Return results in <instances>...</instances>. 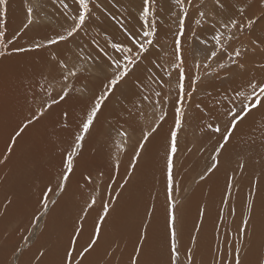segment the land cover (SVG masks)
Masks as SVG:
<instances>
[{
	"label": "rangeland",
	"instance_id": "rangeland-1",
	"mask_svg": "<svg viewBox=\"0 0 264 264\" xmlns=\"http://www.w3.org/2000/svg\"><path fill=\"white\" fill-rule=\"evenodd\" d=\"M65 2L69 4L71 11L75 12L76 8L75 5L73 4V0H65ZM114 3H116V0H93V5L99 4L100 7L97 8L93 6L91 18L86 22L84 28H82V30L74 38H71L68 42H62L61 44L56 46H49L47 48H43L39 50H35V49L32 50L33 52L43 51L47 54L48 65L41 67L39 71H44L48 75V81L55 86L56 91L59 90V84H57L56 82L60 80V72L58 68H56L54 64L51 62V57L53 52L57 53V55L59 56L60 51L64 50V59L66 63L69 64V67L71 68L73 65H75L80 69V73L78 77L74 79H70L69 81V85H74V90L72 92V95L76 97V102L77 104H79V109H78L79 114L78 116L74 117L73 120H71V126L68 129H64L62 127L63 124L62 104L60 105L59 108L57 107L58 109L57 112L59 113V119L57 122L58 136L61 138H67L73 140L74 133L78 130L77 125L80 121V118L84 115V108L86 104L90 101L91 97L97 92L96 89L95 90L92 89L90 85L93 83L96 84L97 82H100L101 84V81L104 79V77L109 74L107 71H105V69L107 68V61L103 58L102 54L99 53L98 49L96 48V45L93 44L91 41L95 40L100 45V47H104L105 50L108 51L109 55H114L119 58L120 54L113 52V50L106 43L105 38L107 36H111L116 41H123L126 40V37L124 36L116 20H113L111 17L115 16L117 20L127 17V19H125L124 22L125 25L129 27L130 30H132L133 26L135 28H139L140 26L136 17L139 14V9L142 0H119V4H117L116 7H113ZM220 3L224 5L223 8H220L217 5L216 0H193L194 7L190 9V16L189 19L186 21V30L184 37L182 38L183 55L185 57V66H184L185 72L187 75H193V76L199 75L201 79L200 81L197 82V86H196L197 90L192 95L191 99L185 101L186 117L183 127L179 133L178 152L176 154L174 161L175 186L173 191V199L176 201L177 222L179 220V215L181 210L182 221L193 223L191 225L189 239L187 242H185L186 244L183 243L184 241H180L181 239L180 233H178V237H179L178 241L180 243L179 244L180 255L181 253H183L185 257V258L180 257V264L182 262H184L183 264H188L186 258V251L188 248L192 249V264H214V261L219 260L225 252L231 251V248L229 246L233 245L235 241L234 230L237 231V229L239 228V226H236L234 223L231 222L233 218H229V215L225 213L224 209H222V211L220 210L219 213L220 216L218 219V210H217L218 221L216 223L217 224L216 226L220 227V232L218 233V236H216L214 227L212 225V231H208V236H206V238L208 239V247H207L205 245L206 242H203L202 244L201 241L202 227L200 226V224L199 223L197 224V222L193 217L183 213V211L189 207V204L187 203L188 202L187 198L189 195L193 194L194 190L192 191V188L194 189L197 183L206 180L207 176L211 174V173H207V169L210 167L213 161L217 159L215 149L218 147L220 136H217L219 134H216L212 131V129H209L207 127V124L210 121L211 122L209 124H213V125L219 123L222 129L224 128V125L228 123L227 118L224 116L225 111H220V108L217 109V107L215 108L214 104H212L211 102L213 100H220L221 98H223V95L226 94L227 92H228L227 94L231 97L230 92L231 91L233 92L234 89L241 88L243 85L247 83V81L255 78V76L254 77L251 76H253L252 74H254V72L256 71L257 65L264 64V44H263L264 43V0H220ZM29 4H31V6H33L35 10L34 19L36 20V23L31 25L29 28L24 29L23 24L26 22L25 8ZM11 8H13L14 12H12ZM157 9H158L157 16L159 18L160 23L157 24L158 35H157L155 47H153L150 50L147 58L144 59L143 62L139 64V66L135 69V71L128 77L126 82L119 87L116 94L112 96L110 101L108 102L109 107L115 108L117 104H119L122 101L124 94L130 91V89L134 87V85L132 84H134L136 80H138V82L142 80H146L144 81L146 83L145 85L151 88L150 95L144 96L140 94V98H139V94L135 93L136 94L135 97H137L140 100H136L137 102L134 103L135 105L133 104L134 111L128 112L127 114L128 120L129 117H131L132 122L130 123L135 124V126L131 125L129 122L118 123L119 124L118 125L116 123H113L110 119L104 118L102 122H99V124L103 127L102 133H97L98 127L95 125L92 134L86 137V139L91 140L93 138L95 141H100L102 145L107 144L109 146V149L110 150L113 149L114 152L120 157L123 153L124 154L130 153L132 155L130 158V164H131L135 151L137 150V145L141 141L143 130H147L151 126H154V124H160L161 126L159 130L161 128L165 130V133L163 134V136L165 135V140H163L160 143L158 150L157 148L153 150L156 156H158V158H161L159 160L160 163L158 164L161 168V173H163L162 175H164V177L163 176L159 177V180L157 181L158 182L160 181L161 185L165 187V193L163 192L162 189H158L156 185L153 186V192L154 194L156 193V195L158 194L157 196H163L162 203L163 204L166 203L164 209L165 212L167 213L168 211L166 210L167 197H164L167 196L166 185H165L166 184L165 164H166V152H167L166 150L168 146L169 130L173 126V107H174L173 101L177 96L176 85H177L178 73L173 65L175 62H178L174 51L175 49L174 41L176 38V33L178 31L177 20L180 14V9H178L174 5L173 0H157ZM240 9H244L243 14L240 13ZM198 11H204L206 13V16L204 18H200L198 16ZM10 12L12 13L11 15ZM63 12L64 9L60 3V0H10V7L8 11L9 13L8 15H10V18L9 16H7L6 36L2 38L3 43H0V51H5L4 45L7 44L8 52L4 57H0V63L3 60L9 59L11 60L12 69H19L22 66H25L27 68L26 80L21 79V81H27V83L19 84V87L17 86L14 87V91L17 92L19 97L22 98L27 97L25 99V102L29 104H33L34 107L33 109H36L37 107L41 106L46 99L41 95H37L34 97L31 96L32 97L31 99V97L28 96L27 94V91L31 89V85L28 81L33 78L35 84L41 86L42 88L48 87V84L44 79H42L38 75V73L36 74L32 72L31 69L32 64L30 62L32 58L30 55V51L26 53H19V52H14L11 49L14 46L29 48L33 43L36 42L44 43L45 37L53 36L56 34V32H63L64 28H66L68 25V22L65 20L64 16L62 15ZM173 13H176V15H173ZM232 18L240 19L242 21H246L247 19H252L254 21L253 27L251 29L246 28L242 33L236 29H232L231 27H229L228 29H224L222 25L225 23H229L230 19ZM198 19L201 21L200 24L196 23V20ZM2 30H5L4 23H0V31ZM217 30L223 33L222 44L227 49V52L231 53L235 48H241L243 53L242 57L241 58L233 57V59L237 60V63H233L231 60H229L228 56L224 53V51H219L218 56L216 58H213L211 60L208 59V56L210 55L211 51L217 50L218 48V46L215 45V42L213 40V36L216 34ZM193 33H195V35H193ZM14 34L16 38L13 40L12 44H8V40ZM229 35H231L233 39L228 40L227 37ZM205 41L206 43H204ZM88 56H92V57L99 56L100 63L97 64L94 61L83 59ZM25 59L28 62H26ZM197 63H199L200 65L199 68L195 67ZM221 63L225 65L223 69L219 68V64ZM239 64H243L244 67L240 68L238 66ZM0 69L4 70V72L6 73L5 79L0 78V92H1L3 90L2 84L4 81H7L10 77L11 80L13 79L12 76L17 77L19 75L13 74L11 76L10 69L1 66V64H0ZM137 69L138 70L142 69L143 70L142 72H144L145 74L143 75ZM261 70L264 71L262 68ZM168 73H171V75L169 76ZM85 75L88 76V79L83 80L79 83V78ZM132 78L134 80H131ZM261 80H264V72ZM237 81H238V85H237ZM130 83L132 86H130ZM185 84L187 89V84H188L187 80L185 81ZM127 86H130V89ZM85 88L87 89V92L84 95L83 100H88V101L83 103L81 102V99H79V97L81 96L80 90H83ZM157 92L161 93L160 97L156 96ZM213 94H215V96L218 99L212 96ZM232 95H234V92L232 93ZM53 96H55V91H53ZM144 97H147V99H144ZM157 99H159L160 101L159 104L156 103ZM197 104L200 105L199 108L196 107ZM228 107L229 105L227 106V108ZM262 109L264 111V108ZM161 110L169 113L166 120L163 122L158 120V116L160 115ZM33 111L30 112L28 117L32 115ZM215 113H217L218 115L217 114L214 115ZM204 114L206 117H204ZM210 114L212 115L213 120L209 119L211 118L209 117L211 116ZM203 118H207V119H205L204 122H202ZM206 121L207 124L205 123ZM23 122H26V118L23 121H21V124ZM35 124L36 123H33L28 128L33 127ZM165 126H167L166 129ZM168 126L170 127L168 128ZM121 131H125L128 133L127 138L120 135ZM166 131H168V133ZM234 137H238V136L237 135L235 136L234 134L233 138ZM233 138L232 141H234ZM232 141L229 143L232 144L230 146L238 147V148L241 147L240 146L242 145L241 142L234 143ZM71 143L72 141L66 143V145L68 144L67 146L69 147ZM124 144L126 145L125 147L123 146ZM148 145L149 143L146 145V150L142 153L138 165L140 164V162H146L145 164H149L148 159L149 157L152 158V155L146 153ZM116 146H118L120 151L116 149ZM10 147L12 148V150L14 149L13 144H11ZM252 147L255 148V146ZM163 151H165V154L161 153ZM245 152L247 154L246 149L243 151V155H245L244 154ZM222 153L223 151L220 153V156L218 157L219 161L223 155ZM146 154L148 155V158ZM3 157H4L3 155L0 156V159H3ZM238 160L239 158L237 160L227 161L229 164L226 162V164L229 165L230 167V171L238 170V173L236 174L237 176H235V174L229 176V180H231V184L229 183L230 181L228 180V177L225 180H223L224 185L229 190L227 194H231L233 192L235 184L237 183V179L241 180L242 178H244V176L241 175L240 172L241 169L239 168L240 162ZM100 161L104 163H101L100 167L99 164L97 163L96 165H94L93 171H91L92 179L90 185H92V189H93L92 196H95L97 200L95 206H102L104 203H107L109 202V200H112V205H111L112 207L114 197L112 198L110 193H108L105 196L106 198H104L102 195H100V193H98L99 184H97V180L102 177L103 180H105L106 178L103 169V166L106 163L104 160H100ZM109 161L110 164L115 166L114 157H111ZM1 166L2 165H0V167ZM129 171H132L131 168L129 169ZM234 171L226 172V175L234 173ZM55 173L57 174L58 171ZM202 174L205 176L204 180L200 179ZM192 175H194L193 178L191 177ZM261 175L262 174L260 173L257 174L256 176V174H252L251 172L250 176L248 177L249 180L252 182V189L251 188L248 189L250 194L248 195V197H246L247 203H249V201H252L251 196L254 194V192L255 193L259 192L260 195H263L264 197V191L261 192V189L264 187V184L262 183ZM137 180H138V174L135 173V176L132 179L133 189L136 187L135 184ZM51 182H52V186L55 188V184H54L56 183L55 177H54V181L51 179ZM254 185L255 188H253ZM39 187L40 186H38V188ZM20 188L21 187L17 183H15V189L17 191L15 196L20 194L19 192ZM88 193L91 194L89 191ZM117 193H119V191H117ZM139 193L141 195L148 194L145 193L143 190H140ZM35 194L36 192L34 193V195ZM114 196H117V194H115ZM58 197L59 196H57L55 192L53 194H50V199L57 200ZM149 197H144L141 200L140 205L137 206L131 205L129 210L130 211L136 210L137 207H140L142 203ZM37 200L38 198H35L34 200L31 199L28 204H31L33 207H39ZM201 203H205V202L202 201ZM201 203L199 204V208ZM10 204H8L7 207H9ZM52 207L53 205L50 204L49 208L51 209ZM203 209L204 207H201L199 210L202 211ZM99 211L101 214L102 208H99ZM0 213H3V211L1 210ZM21 213L23 212L20 211V214ZM87 214H89V212H87ZM224 215L227 216V220H223L224 217L222 216ZM194 216L196 217L195 213ZM24 219L25 217H23L21 221H19V224L17 223V225L14 226L11 223L10 217L8 218L7 221H9V224L8 223L4 224V226L6 228V231L9 232L7 235L10 237V239H14L15 237H17V235H19V233H23V229L21 228V226L24 222ZM43 219L44 218H42V220ZM42 220L40 221V224L35 228L31 227L30 223H28L27 224L28 227L27 226L25 227L26 229H24L25 232L22 235V237L28 236L29 240L27 242L22 238L16 240L15 241L16 243L13 245V250L12 249L8 250L5 253V259L7 261L9 257V264H13V262H16L15 256L13 254L11 255V253L14 251L15 249L14 247L17 248V246L24 248V254L21 256V259L18 262H16V264H20L25 253L34 247H36L35 253L36 255H38L37 250L41 246H44L47 249V254L43 258L42 264H50V259L60 260L58 249L64 251L65 247L68 245L69 238L67 235L62 234L63 227L61 225L58 227L57 234L59 235L56 236V239H54L50 244L47 241H45L43 244H39L36 237L38 233H39L38 235L39 237L41 235H44ZM145 222L149 223V229H148L149 237L147 242H150L151 232H152V219L149 221L146 218L144 223ZM161 222L164 221L161 220ZM142 224L143 223H138L137 216L134 214H129L125 220L122 221L121 219L119 220V225L127 230V234L130 238V243L133 246L135 244H133L131 240H134L136 243L137 233L140 230H142ZM32 232H35L36 235L32 236L31 235ZM177 232H179L178 228H177ZM225 232H229V233L224 234ZM260 232L263 234L262 235L263 239H259L260 242L256 244L258 246L257 248H255L257 249V252L255 250L253 251V253H251L252 248H254L253 242L255 239L251 238L250 230H249V238L252 240L250 241L251 249L248 251L247 257H245L246 262L249 264L251 263L255 264V260L259 257V255L262 252H264V223H263V228L262 230H260ZM221 233H222V237L220 236ZM193 236L196 237L195 245L192 244ZM187 243L189 244V247ZM77 248L78 249L81 248V243L78 242ZM107 249H108V253L104 251L101 252L98 249H94L93 251H91L93 252L92 260H89V257L87 256V258L84 260V264H109V258H111L113 246L110 245L108 246ZM56 251H58L57 256H56ZM255 252L256 255L253 256ZM208 254L209 256L207 257ZM30 256L34 259V257L32 256V252L30 253ZM32 261L33 263L31 262V264H35V261L34 260ZM140 264H142L141 260H140Z\"/></svg>",
	"mask_w": 264,
	"mask_h": 264
},
{
	"label": "bare ground",
	"instance_id": "bare-ground-1",
	"mask_svg": "<svg viewBox=\"0 0 264 264\" xmlns=\"http://www.w3.org/2000/svg\"><path fill=\"white\" fill-rule=\"evenodd\" d=\"M11 10L12 12H14L13 8H11ZM11 14L12 13L10 12V15ZM10 15H8L9 18ZM30 55L32 58L30 61L32 64V72L37 74L40 72L39 69L41 67L48 65V57L45 52L30 51ZM59 57L64 59V50L60 51ZM25 61L28 62L26 59ZM0 64L1 66L10 69L11 76L13 74L19 75L17 77L12 76L13 79L10 80V77L7 81H4L2 84L3 90L0 92V156H4L6 154L9 155L8 161L5 164H2V166L0 167V177H3V179H0V211H3V213H0V264H9V257L7 261L5 259V253L8 250H13V245L16 243L15 241L22 238V235L25 232L24 229H26L25 227H28L27 224L30 223L31 217L37 209V207H33L31 204L28 203L31 199L34 200L35 198H38L41 195V189L45 187L46 183L49 180L52 179L54 181V177H56L57 175L55 172H59L61 170L62 153L65 149L68 148V144L66 145V143L71 142L72 140L67 138H61L58 136L57 122L59 119V113L57 112V107H54L52 109L51 115H46L45 117H43L38 123H36L33 127L28 128L22 134V136L17 139L11 154L6 153L7 149L12 144V137L18 130V126L21 125V121L27 118L30 112L35 109H33V104L25 102V99L27 97H19L17 92L14 91V87H19V84L27 83V81H21V79L26 80L27 68L25 66H22L19 69H12L11 60L9 59L3 60ZM259 66L260 65H257L256 71L254 72V74H252L253 76H251H255L257 80H261L264 72ZM262 69L264 70V68ZM138 71H140V73H142L143 75L145 74L144 72H142V69ZM5 76L6 73L4 72V70L0 69V78L5 79ZM87 79V75L82 76L79 78V83ZM131 80L134 79L132 78ZM144 81L146 80H142L140 82L136 80L134 84H132L134 85L132 89H130V86H132L130 83V86H127L130 91H128L127 93L124 92L125 94L122 98V101L117 104L115 108L108 106L104 109L103 113L99 116V121L96 123V126L98 127L97 133H102L103 131V127L99 124V122H102L104 118H108L116 124L132 122L131 117H129L128 120L127 114L128 112L134 111V103L137 102L136 100H140L135 97V93L139 94V98L140 94L148 96L151 93V88L149 86H146V83ZM28 82L31 85V89L27 91L28 96L34 97L37 95H41L45 99H47L46 94L41 91L42 87L35 84L33 78L30 79ZM90 86L92 89H96V91L101 89L100 82H97L96 84L93 83ZM227 93L224 94L223 98H221L220 100H213L211 102L212 104H214L215 108H220V111L227 110V101H225L224 99L226 95L229 96ZM232 93L233 92L231 91V96H234L232 95ZM212 96L217 98L215 94H213ZM87 101L88 100H81V102L83 103ZM78 109L79 104H77L76 97L74 96L73 100L69 101L67 104H62V111L68 110L70 113L68 119L69 127L71 126V120H73L74 117L78 116ZM216 114L217 113H215L214 115ZM204 117H206L205 114ZM209 117H211L209 119L213 118L212 115ZM207 118H203L202 122H204V120ZM205 123L207 124V121ZM130 124L135 126V124L133 123ZM166 127L167 126H165V129ZM169 127L170 126H168V128ZM166 132L168 133V131ZM164 133L165 130L161 128L159 132L151 139L152 144L149 143L146 152L147 154L152 155V158L149 157L148 159L149 164H145L146 162H140L139 165L137 164V167L133 172L132 178L129 180V183L123 189L119 187V183H123V180L127 177L126 174L129 172L130 169L129 165L130 158L132 155L130 153H123L120 157L114 152L113 149L110 150L107 144L102 145L100 141H95L93 138L91 140L86 139L84 142V147L81 150V156L78 158L79 166L76 169L75 175L70 177L67 191L59 195V197L57 198L58 203L56 205H53V207L50 209L49 214H47L46 216L47 219L44 217V219L42 220L44 235H41L39 237L38 233L36 237L38 243L43 244L45 241H47L50 244L54 239H56V236L59 235L57 234V230L58 227L61 225L63 227L62 234L67 235L68 238H70V234L73 232L74 226L82 223V234L79 237L78 242L81 243V248L83 246H86L87 242L92 236L95 221L99 217L101 211H99V208H102V206H94L92 209L86 208V203L90 201L91 196L93 195V189L92 185H90V182L86 183L84 177L91 174L94 165H96L97 163L100 167L101 163H104L100 160H104L106 164H104L103 169L106 178L105 180H103L102 177L97 180V184H99L98 193H100V195H102L104 198H106V194L110 193L111 197H114L115 202L113 200V210L110 212V215L107 218L106 224L104 225L102 230V238L100 239L95 249H98L101 252L104 251L108 253L107 248L108 246L112 245L113 251L111 258H109V264H120V262L121 264H130V257L133 254L134 246L130 243V238L127 234V230L119 225V220H125L129 214H134L137 216L138 223H144L147 218L146 212L152 211L153 214L151 217V241L146 242V246L144 247L141 253L140 260L142 264H169L168 233L165 227L167 213L164 209L166 203H162L163 196H157L158 194L156 195V193L154 194L153 192V186L156 185L158 189H162L165 193V187L161 185L160 181H157L159 180V177H164V175H162L163 173H161V168L158 164L160 163L159 160L161 158H158V156H156L153 150L155 148H157L158 150L160 143L165 140V135L163 136ZM236 135L238 137H234V141H231L234 143L241 142V147L238 148L230 146L232 144H229L227 146V148L222 153L223 155L220 158L219 166L213 172H211L209 176H207L205 181L197 183L194 189L191 187L192 191L194 190V192L193 194L188 196L187 203L189 204V207L183 211L184 214L193 217L197 224H200V226L202 227L201 241L202 244L203 242H206L205 245L207 247L208 239L206 238V236H208V231H212V225L214 227L216 236H218V233L220 232V227L216 226V223L218 221L217 210L218 219L220 216V210L222 211V209H224L225 213L229 215V218H233L231 222L234 223L236 226H240L242 219L248 215L249 208L247 209V207L249 203L246 202V197H248V195L250 194L248 189H252V182L248 178L251 172L252 174H256V176L257 174L261 173L262 183L264 184V144H262V141H264L263 109L253 112L244 121V123L239 126L238 130L235 133V136ZM253 140L255 141V143H253ZM123 146L125 147L126 145L124 144ZM252 146H255V148H253ZM116 149L120 151L118 146H116ZM245 149L247 151V154L245 152V155H243V151ZM161 153L165 154V151ZM147 154L146 156L148 158ZM111 157H114L115 165L117 161L119 162L118 170H116L114 165L110 164L109 160ZM238 158L240 164H244L243 168L239 167L241 169V175L244 176V178H242L241 180L235 178L237 179V183L235 184L234 190L232 189L233 192L231 194H227L229 190L224 185L223 180H225L227 177L229 180V176L233 174L237 176L236 174L238 173V170H231L234 171V173L226 175V172H231L230 167L226 164V162L230 160H237ZM135 173L138 174V180L135 184L136 187L133 189L132 179L134 178ZM191 177L193 178L194 175H192ZM229 181V183L231 184V180ZM15 183H17L21 187L19 191L20 194L16 196L15 194L17 193V191L15 189ZM38 186L40 187L38 188ZM253 188H255V185L253 186ZM140 190H143L145 193L148 194L141 195L139 193ZM88 191L91 194H89ZM117 191H119L118 197L114 196L115 194H117ZM262 191H264V187L261 189V192ZM35 192L36 194L34 195ZM144 197L149 198H147L140 207H137L136 210H129L131 205H140L141 200ZM251 198L253 210L249 230L251 238L255 239L253 242L254 248H252L251 250V253H253V251L255 250L257 252V249L255 248L258 247L256 244L260 242L259 239H263V234L260 232V230H262L264 223V197L263 195H260L259 192H254ZM9 199H11L12 203L9 207H7L9 204ZM202 201H204L205 203H201ZM200 203V208L204 207L202 211L199 210ZM153 205L155 206L154 208ZM166 210H168L167 207ZM20 211H22L23 213L20 214ZM82 211H87L89 212V214H87V216L81 220ZM194 213L196 217L194 216ZM201 213H203V215H201ZM9 217L12 225L14 226H16L17 223L19 224V221H21V219L25 217L24 222L21 226V228L23 229V233H19V235H17V237H15L14 239H10V237L7 235L9 232L6 231V228L4 226V224H9V221H7ZM222 217H224L223 220H227L226 215ZM161 220H163L164 222H161ZM192 224L193 223L191 222L182 221L180 210L177 228L179 230L178 233H180V241H184L183 243L187 242L189 239ZM228 233L229 232H225L224 234ZM234 233H236L235 230ZM220 236L222 237V233L220 234ZM249 240L252 241L250 238ZM131 241L133 244H135L134 240ZM187 245L189 247L188 243ZM58 250L60 260L50 259V264H60V261L64 255V251L61 249ZM31 252L32 256L34 257L36 255V247L30 249L25 253L20 264H31V262L33 263L32 260L34 259L30 256ZM256 252L253 256L256 255ZM12 254L13 252L11 253V255ZM57 254L58 251H56V256ZM87 256L89 257V260H92L93 252H90ZM208 256L209 254L207 255V257ZM180 257H184V254L181 253ZM243 260L244 264H249L246 262V258H243ZM183 263L184 262H182L181 264Z\"/></svg>",
	"mask_w": 264,
	"mask_h": 264
},
{
	"label": "snow or ice",
	"instance_id": "snow-or-ice-1",
	"mask_svg": "<svg viewBox=\"0 0 264 264\" xmlns=\"http://www.w3.org/2000/svg\"><path fill=\"white\" fill-rule=\"evenodd\" d=\"M60 3L64 9L62 15L65 20L68 22L66 28L63 32H56L55 35L50 37H45V42L33 43L29 48L25 47H16L14 46L11 50L19 53H26L32 50H39L47 48L49 46H56L62 42H68L71 38H74L86 25V22L92 16L93 6L100 7L99 4L93 5V0H73L75 5V12H72L69 4L65 0H60ZM174 5L180 9V14L178 16V31L175 38V54L178 62L174 63V67L177 70V96L173 101V126L169 131L168 135V146L166 152V174H165V183H166V195H167V216H166V230L168 233V243H169V264H180V249L178 241V232H177V217H176V201L173 199V191L175 186V177H174V167H175V157L178 152V137L179 133L183 127L186 110H185V101L190 100L192 95L197 90V82L200 81L201 77L199 75H187L184 69L185 66V57L183 55L182 48V38L184 37L186 30V21L190 16V9L194 7L193 0H173ZM217 5L220 8H223V4L220 3V0H216ZM119 4V0H116V3L113 4V7H116ZM10 7V0H0V23H4L5 30L0 31V43H3V39L6 36L7 30V16ZM34 8L29 4L25 8L26 22L23 24V28L27 29L34 23ZM157 0H142L140 5L139 14L136 19L139 22V28L133 26L132 30L125 25V19L127 17L117 20L115 16L111 18L116 20L117 24L120 26L126 40L116 41L113 37L107 36L106 43L113 50V52L120 54L119 58L114 55H109L108 51L104 47L93 40L92 43L96 45L99 53L102 54L103 58L107 61V71L109 74L104 77L101 81V89L98 90L86 104L84 108V115L80 118V121L77 125L78 130L74 133V138L70 146L65 149L62 153L61 160V170L57 173L55 177V188L52 186L51 180H49L45 187L41 189V195L38 197L36 211L33 213L30 225L35 228L40 224L42 218H44L50 211L49 205H56L58 203L55 199H50V194H55L57 196L65 193L69 185L70 177L75 175L78 165V158L81 156V150L84 147V142L86 137L92 134L93 129L95 128L96 123L99 121V116L103 113L104 109L108 107V102L111 97L114 96L119 89V87L126 82L128 77L135 71L140 63L147 58L150 50L155 47L158 28L157 24L160 23L157 16ZM244 9H240V13L243 14ZM176 15V13H173ZM198 16L204 18L206 13L204 11H198ZM197 24H200L201 21L196 20ZM254 21L252 19H247L242 21L240 19L232 18L229 23L223 24L224 29L231 27L236 29L239 32H243L246 28L251 29L253 27ZM195 35V33H193ZM15 34L8 40V44H12L15 39ZM223 33L219 30L216 31V34L213 36L215 45L218 46L217 50L211 51L208 59L211 60L218 56L219 51H224L228 56V59L233 63H237L235 58H241L243 53L241 48H235L231 53L227 52V49L222 44ZM228 40L233 39L231 35L227 37ZM206 43V41L204 42ZM5 51H0V57H4L8 52L7 44L4 45ZM246 51V49H245ZM87 60L94 61L95 63H100V57L88 56ZM51 62L60 72V80L56 83L59 84V90L56 91L55 86L48 81V75L44 71H40L38 75L46 81L48 87L41 88L47 99L42 103L41 106L37 107L30 117L26 118V122H23L18 126V130L15 132V135L11 139L13 145L16 144V141L22 134L31 126L33 123H38L41 118L46 114L51 115L52 109L54 107H59L61 104H67L69 101L73 100L72 92L74 90V85H69L70 79L77 78L80 69L73 65L71 68L69 64L66 63L65 59L60 58L57 53L53 52L51 57ZM240 68H243V64L238 65ZM196 68H199L200 65L197 63ZM225 65L223 63L219 64V68L223 69ZM261 68H264V64L260 65ZM170 76L171 73H168ZM188 81L187 89L185 81ZM53 91H55V96H53ZM81 96L79 99L83 100L84 95L87 92V89L80 90ZM234 96H225L224 99L227 101L229 107L224 113V116L227 118L228 123L224 125L223 130L219 123L208 124L207 127L212 129L216 134H219L220 140L218 142V147L215 149L217 159L213 161L211 166L207 169V173H211L216 169L220 163L218 157L222 151H224L228 144L231 142L234 134L238 130L239 126L244 123V121L255 111H258L264 108V80H257L255 78L247 81L239 89H234ZM157 97L161 96V93H156ZM147 99V97H144ZM157 104L160 103L159 99L156 101ZM197 108L200 107L199 104L196 105ZM64 129H68V119L70 113L68 110H64L62 113ZM168 113L161 110L158 120L163 122L166 120ZM160 124H154L147 130H143L141 141L137 145V150L135 151L133 160L130 164L132 171L127 173V177L123 180V183L119 184L121 189L129 183V180L132 178L133 172L135 171L139 160L141 159L142 153L145 151L146 145L151 142V139L158 133ZM120 135L127 138L128 133L121 131ZM253 143L255 141L253 140ZM264 144V141H262ZM8 154L12 153V148L7 149ZM9 159V155H4L3 159H0V165L5 164ZM244 164H240V168H243ZM116 170L119 169V162L117 161L115 165ZM206 173V174H207ZM3 179V177H0ZM86 183L91 182V174L84 177ZM201 180L205 179V176L200 177ZM119 193H117V197ZM8 203H12L11 199L8 200ZM97 203L96 197L92 196L90 201L86 203L87 209H92ZM112 201L104 203L102 205V213L99 215L98 219L95 221L94 230L92 236L87 242L86 246L78 249V239L82 234L83 224L80 223L73 228V232L70 234L68 245L64 249V255L60 261V264H84V260L87 258V255L95 249L98 245L100 239L102 238V230L106 224L107 218L110 215V212L113 210L111 207ZM155 206L153 205V208ZM248 215L245 216L241 225L235 233V241L233 245H230V252H225L223 256L214 261V264H244L243 258L247 257L248 251L251 249V243L249 240V228L250 221L252 219V210L253 204L249 201L248 204ZM152 211L146 212L147 220H151ZM203 215V213H201ZM87 216V211H82L81 220ZM46 227V226H45ZM149 223L145 222L142 224V230L137 233V240L134 245L133 254L130 257V264H140L141 253L146 246V242L149 237ZM43 230V229H41ZM32 236H35V232L31 233ZM26 242L29 240L28 236L22 237ZM196 237H192V244L195 245ZM38 255L34 256L35 264H42L43 258L47 254V249L44 246H41L38 250ZM219 251V250H218ZM24 254V248L17 246L14 249L13 255L16 258V262L21 259V256ZM186 258L188 264H192V249L189 248L186 251ZM13 262V264H16ZM255 264H264V252H262L259 257L255 260Z\"/></svg>",
	"mask_w": 264,
	"mask_h": 264
}]
</instances>
